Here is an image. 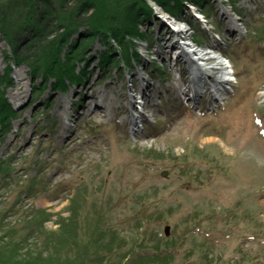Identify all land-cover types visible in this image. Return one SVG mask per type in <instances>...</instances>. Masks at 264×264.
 Returning <instances> with one entry per match:
<instances>
[{"label":"rangeland","instance_id":"1","mask_svg":"<svg viewBox=\"0 0 264 264\" xmlns=\"http://www.w3.org/2000/svg\"><path fill=\"white\" fill-rule=\"evenodd\" d=\"M46 1L21 0L18 14L25 19L31 11L32 20L0 32V101L15 111L0 137V247L10 255L36 243L58 264H75L80 254H90L89 264H264V0H225L236 18H244L235 37L226 30L219 0L200 7L220 34L223 60L235 65L230 93L220 103L211 91L203 93L212 88L217 95L212 80L220 81L221 72L197 65L194 54L195 63L186 58L174 65L175 47L185 40L175 47L170 42L183 39L177 35L181 22L172 25L155 0L144 1L154 16L138 28L129 16L145 10L122 5L126 16L105 18L108 28L130 25L147 40L136 39L124 51L113 37L82 39L91 26L74 24L61 55L68 69L57 76L48 71L44 79L43 67L33 77L27 63L36 61L16 57L9 38L24 35L22 46L32 43L46 29L41 13L60 30L71 24L66 0ZM113 1L84 11L109 10ZM182 10L190 37L204 49L213 44L212 33ZM71 47L73 61L66 58ZM128 50L132 62L125 69ZM103 53L114 57L107 71L100 66ZM60 79L65 90L53 88ZM182 82L207 88L201 85L198 100L188 101ZM145 85L150 102L138 105ZM98 101L104 102L91 109ZM137 107L148 116L142 114L145 123L133 133ZM123 179L125 191L116 187Z\"/></svg>","mask_w":264,"mask_h":264},{"label":"trees","instance_id":"2","mask_svg":"<svg viewBox=\"0 0 264 264\" xmlns=\"http://www.w3.org/2000/svg\"><path fill=\"white\" fill-rule=\"evenodd\" d=\"M24 1L25 0H22V2ZM27 1L30 2V0ZM144 1L146 0H114L113 2L115 3V5L109 10H107L106 7V9H96L92 14H88V12L86 13L84 11V8L86 9L89 6H93V4L95 5V8L99 4L105 5L107 4L106 0H66V8L64 12L67 16L66 19L71 21V24L66 25L65 28L60 30L58 22L54 24L51 20H45L47 19V17L44 16L45 13H41L39 14V19L41 23H43V27H45L46 29L42 33L38 34L32 43L22 46L23 43H25L26 41L24 35L22 37L16 35V38H9V40L15 43L14 50L16 57H18L20 60H25L27 62L30 60H33L34 62L36 61L35 64L27 63L35 73V75H32L33 77L38 74L40 75V71L43 67H45V70H47L44 79L47 78V75L49 74L48 71H51L53 73L55 72L54 75L57 76V73L59 75L60 70L62 71V73L63 71L67 70L70 64H68V61L63 62L61 55L68 42L71 40L75 33V31L73 30V27H75L74 24H84L87 26H91V30L83 33V35H87L88 38L83 37L82 39H87L89 41L94 40L96 37H99V35H102L103 40L105 41L108 39L110 40V37H113V39L117 42V45L121 46L122 49L124 48V51L126 45H130L133 48L136 44V39L147 40L146 34L140 35L136 31L130 32V25L121 24L120 27L115 26L108 28L105 24V18H110L112 16L116 18V20H118L120 19V17H124L127 15V13L125 12H120V7H122V5H128L126 7L128 8V10L132 8L137 12L145 10V12H142V14L138 13L134 18L132 16H129V23L133 22V28H135V25L138 28V25L142 23L143 19L145 18L146 21L151 22L153 20L154 13L147 11L148 8L146 5H144ZM155 1L158 5L163 7V9L166 10L171 16L175 17L181 15V11H183L182 9L186 8L187 3L195 5L197 4L198 6L202 7L201 5L207 3L208 0H173L175 1L173 6H168L170 0ZM47 2L48 1L44 0V3L47 4ZM19 5H21V0H0V32L6 34V32L11 29L10 25L12 23L23 18L24 13H22V15L18 14L20 10V8H18L20 7ZM34 5L36 4L34 3ZM14 13L16 14L14 15ZM32 17L33 14H31L30 11L29 14L27 13V15H25V19L22 20H24L25 24H27L29 23V21L32 20ZM22 25H24V23L20 26ZM128 52L129 50L126 51V54L123 55V66L125 67V69H130V65L132 62L130 60L131 58H129L128 56ZM73 53H75V49H73V47L69 48L66 53V58H68V60L70 59L71 61H73L74 56H71ZM106 55L107 54L104 53L102 54L101 57H103V61L101 60L102 62L100 66H104V69L107 71L106 67L110 66L111 61L114 57L110 59V57H107ZM138 56L139 55H136V57ZM133 59H135V57ZM53 67L55 68L53 69ZM62 73L61 75H63ZM59 81L60 82H58V84H53V88H63V90H65V87H62L64 83L61 82V79ZM72 81L79 80H77L75 77L74 79H72ZM0 86H2V84ZM14 113V109L10 104H8L7 101H0V137L3 135L2 132L5 130V128L9 126L8 118H10V115ZM42 250L43 249L39 248L36 243L32 245L27 244L26 246H21L18 251H16V254L10 253V255H8V248L0 247V264H58V260L55 259L56 257L49 256L46 251ZM78 258L79 259H77L75 264H89V261L91 259L90 254H80V257ZM66 264L74 263L70 262Z\"/></svg>","mask_w":264,"mask_h":264},{"label":"bare ground","instance_id":"3","mask_svg":"<svg viewBox=\"0 0 264 264\" xmlns=\"http://www.w3.org/2000/svg\"><path fill=\"white\" fill-rule=\"evenodd\" d=\"M164 13V12H163ZM167 18L168 19H170V21H172V25H174L176 28L179 26L178 24L181 22V26L180 27H178V30H177V35H179L180 37H183V38H185L184 40H186V42L187 41H190V40H192V37H190V34H191V31H190V28H189V26H191L189 23H187V25H186V27H183L182 26V24L184 23V21H182L181 19H178V18H176V19H173L174 17H170V15H169V17L167 16ZM158 19H161L160 21L161 22H163V24H164V22L166 23V21L165 20H163L162 18H159L158 17ZM234 24H235V22H234ZM232 30H234L235 31V29H232ZM237 32V31H236ZM169 40V39H168ZM168 40H165V45H164V49H165V47H167V44H168ZM171 43V45L173 44V46L175 47L176 46V44H179L177 41L176 42H174V43H172V42H170ZM191 43V42H190ZM162 49V47H159V49ZM180 48H182L181 47V45L179 44V46H176L175 47V50H177V55L176 56H172V59L174 58V60L176 61V62H178V61H181L183 64L184 63H186V61H185V59L187 58V59H191L190 58V55H186V53H184L183 51H179V50H182V49H180ZM191 48V47H190ZM147 49L148 50H150L151 48H150V45L149 46H147ZM160 49V50H161ZM192 51L194 52V56L196 57V59H197V65H198V62L199 61H202V62H204V63H206V65H208V66H210L211 65V70H212V73H214V74H218V73H222L223 74V76H222V78H221V80L220 81H217L216 79H214V80H212L213 81V84L216 86H214L216 89H218V91H217V96H215L214 94H213V92H211L210 93V98H212V101H216L217 100V98H223V99H227V96H228V94H229V92H227V89H226V85L227 84H230V83H232L233 82V75H234V71H235V65L233 64V62H230V63H227V62H225L224 60H223V58L222 57H220L219 55H218V53L217 52H214V51H212V49L211 48H209L208 50L207 49H195V48H193L192 47ZM161 52V51H160ZM199 68H200V64H199ZM195 68H192V72H193V74H194V72H195V70H194ZM201 69V68H200ZM202 70V69H201ZM207 76V75H206ZM211 75L209 76V79H211ZM200 79H201V77H200ZM22 80V79H21ZM201 82V81H200ZM193 83V82H192ZM195 83V82H194ZM202 85V88H203V86L205 87V85H204V83H202V84H200V85H197V86H191V84L190 85H188L187 83H183L182 82V84L180 85L181 87H180V90H181V92H183L182 94L183 95H185L186 93H188V95H186L187 97L189 96V94L191 93V92H193V95H194V97H200L199 96V94L200 93H198L199 91H200V86ZM201 88V89H202ZM205 88H207V87H205ZM146 89L147 88H145V93H146ZM204 89V88H203ZM202 92V91H201ZM208 92L206 91V89H205V91H204V93H203V95H205V94H207ZM100 94H102V93H100ZM260 94V96H261V98L260 99H263L264 100V91L263 92H261V93H259ZM105 95V94H104ZM220 96V97H219ZM15 97H16V95H15ZM225 97V98H224ZM108 98H109V95H108ZM189 98V97H188ZM107 100H109V99H107ZM104 102V101H103ZM118 104V103H117ZM130 104L133 106V103L132 102H130ZM110 106L111 107H113V103H111L110 104ZM136 110V109H135ZM133 117V118H132ZM131 117V119H130V121H131V123H136L134 120H135V118H134V116H132ZM142 118V117H141ZM134 119V120H133ZM137 120H138V118H137ZM141 120H144L143 118L141 119ZM228 174V173H227ZM120 182H122V183H119L116 187H120V188H122V190L123 191H125V190H128L129 188H128V186H129V184L127 185L125 182H127V181H125L124 179L121 181L120 180ZM206 186H208V185H206ZM230 187V189H228V190H232L231 188H232V186H228V188ZM117 189V188H116ZM119 191H121V190H119ZM108 192H110V193H112L113 195H115V192H117L115 189L114 190H112V189H110ZM122 214H124V212H122ZM130 214H131V212L129 211V214H124L126 217L127 216H130ZM117 215V214H116ZM123 216V215H122Z\"/></svg>","mask_w":264,"mask_h":264},{"label":"water","instance_id":"4","mask_svg":"<svg viewBox=\"0 0 264 264\" xmlns=\"http://www.w3.org/2000/svg\"><path fill=\"white\" fill-rule=\"evenodd\" d=\"M162 175H163L164 177H167L169 174H168L167 172H163ZM165 229H166V230H165L166 235L169 237V235H170V229H169L168 226L165 227Z\"/></svg>","mask_w":264,"mask_h":264}]
</instances>
